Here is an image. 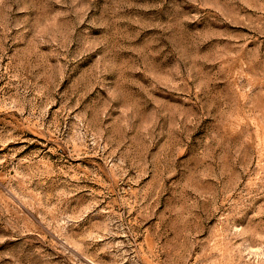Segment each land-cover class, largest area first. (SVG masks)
Instances as JSON below:
<instances>
[{
    "label": "rangeland",
    "instance_id": "374dc122",
    "mask_svg": "<svg viewBox=\"0 0 264 264\" xmlns=\"http://www.w3.org/2000/svg\"><path fill=\"white\" fill-rule=\"evenodd\" d=\"M0 264H264V0H0Z\"/></svg>",
    "mask_w": 264,
    "mask_h": 264
}]
</instances>
